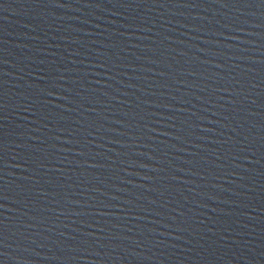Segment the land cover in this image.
Segmentation results:
<instances>
[{
    "label": "water",
    "instance_id": "water-1",
    "mask_svg": "<svg viewBox=\"0 0 264 264\" xmlns=\"http://www.w3.org/2000/svg\"><path fill=\"white\" fill-rule=\"evenodd\" d=\"M0 264H264V0H0Z\"/></svg>",
    "mask_w": 264,
    "mask_h": 264
}]
</instances>
